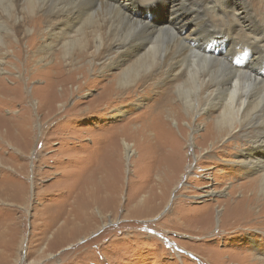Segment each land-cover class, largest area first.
<instances>
[{
	"label": "rangeland",
	"instance_id": "374dc122",
	"mask_svg": "<svg viewBox=\"0 0 264 264\" xmlns=\"http://www.w3.org/2000/svg\"><path fill=\"white\" fill-rule=\"evenodd\" d=\"M75 1L58 3L70 8ZM102 2L178 37L214 16L192 31L187 50L264 86V0ZM16 13L0 17V264H249L240 254L259 253L250 238L264 251V203L246 210L250 182L259 176L252 165L264 161L256 131L264 129L235 131L218 142L205 114L189 121L178 110L172 79L115 91L116 101L106 107L104 88L118 71L93 61L92 45L87 54L75 50L64 57L63 45L76 36L75 20ZM116 21L110 32L123 39L127 27ZM83 24L76 28L90 25ZM34 40L49 43L48 49L26 44ZM156 102L159 126L152 111L150 129L137 136L142 124L134 117ZM124 140L131 145L129 162ZM89 184L93 193L86 198L83 185Z\"/></svg>",
	"mask_w": 264,
	"mask_h": 264
},
{
	"label": "bare ground",
	"instance_id": "6f19581e",
	"mask_svg": "<svg viewBox=\"0 0 264 264\" xmlns=\"http://www.w3.org/2000/svg\"><path fill=\"white\" fill-rule=\"evenodd\" d=\"M59 1L62 0H0V17L20 16L16 13V11H20L23 12L22 16L65 14L69 17L70 20L71 18H73L76 23L74 27L76 36H73L72 39H67L68 41L63 45L64 57H69L75 50H78L79 53L87 54L89 46L92 45L91 47H94V53L88 54L91 59L95 62L97 61L98 63H101L102 61L104 63V66L108 67L109 69H117L118 71V73H115L113 71L114 74H112V78L108 81V86H105L104 88L106 107L112 106V104L116 101L117 98L115 97L117 96V93H114V96H112L113 92L115 91L118 92L132 89L134 88V85L140 83L146 84L149 81L151 82L152 78H163L167 80L172 79L174 80L175 84L174 89L171 93L179 100V104H177L176 106L178 110L181 111L183 109L184 116L186 120L189 121L195 119L197 114H199L198 118L203 117L201 115L205 114V116L211 120V124L207 126L209 128L208 133L212 129V126H215L214 129L216 130L215 134L217 135L216 137L218 139V142L222 141L224 138H231V133L235 131L249 129L251 127L264 129V86L261 85V83H259L255 78L250 77L246 73L239 72L235 74V72L232 71L231 68H228L226 64H224L220 60L214 59V57L208 58L201 53V56L194 54L195 51L193 53L189 52L190 49L185 45L187 43H184L188 41L189 36L192 35V31L202 29L205 24L207 25L208 23L216 20L214 16L208 15L209 12H207L208 16L205 19L193 25V29L190 30L189 34L178 37L176 36V34L174 35V33H172L170 30L168 31L167 29H164L163 26H161L163 28H157L156 26H153V23L152 25L148 26L144 22L129 18L117 7L111 4L109 5L107 3H103L102 0H76L74 2L75 5L71 6L70 8L60 5L58 3ZM240 1L243 3V5H245V0ZM220 5L227 6L228 4L221 1ZM17 7H19V10L16 9ZM183 7L184 4L180 8ZM40 12L42 14H39ZM231 14L230 17L231 19H233L235 15L238 16L240 13L235 12L234 16H231ZM220 16L223 17L224 20L225 17L222 15ZM170 19L172 20V18ZM116 20L119 22V24H123L127 27L123 39H115V34L113 35L110 32L112 31L114 22ZM80 21H83L84 26L85 24H90L89 27L83 28V26H81L77 29L76 27L80 23ZM98 21L102 22V34L98 31L100 29V24ZM233 22H235V19H233ZM232 23L230 25H232ZM88 28L91 30L90 32H87ZM16 32L17 31L15 29V31H13L11 35L14 36V42L18 45L19 40L15 38ZM23 33L24 36H29L28 34H30L28 29L26 28L23 29ZM245 33H243V35L246 38L248 35ZM31 34L34 35V33ZM89 37L90 40H88ZM262 38L264 39V37ZM241 39L243 41L242 37ZM27 42L26 44L29 45V47H36L41 53L49 47V43L44 45L36 42L35 40L33 42ZM20 47H22V45ZM56 76H58V74ZM173 78H175L176 80ZM106 88H111L112 92L107 91ZM158 107V102L153 103L149 108H147L145 112H142L134 117L136 118L137 116H139L137 118L141 120L142 124H140L141 126L139 125L140 128L136 131L137 136H143L144 134H146V131L150 129V124L147 123L146 117L151 114L152 111H154V114L151 115L153 122H155V125L159 126V121L161 120L160 117H162L163 115H161V110L159 111V113L155 112V109ZM210 111H214V113H211ZM168 118L170 121L174 119L173 117ZM200 119L201 121L204 120L203 118ZM256 133L257 136H259L256 140H263L264 142V132L256 131ZM190 142H192V140H190ZM123 145L125 149V158L127 162H129L131 156V145L125 142V140L123 142ZM254 148L258 150L256 146H254ZM240 152L241 151H239V153ZM241 153L240 154L242 158L245 157L247 158V160H249V156H247L244 152ZM257 155L260 156L259 154ZM241 163L245 167L250 165L249 161H241ZM252 166L259 173V176L250 182L251 184L249 190H252L253 194L251 197H249L246 204L247 211L249 205L255 202L264 203V161H262V159H256V163ZM92 186L93 185L90 184L83 185L84 190L82 191L86 198L92 197ZM237 214L242 215V208ZM256 214L257 218L263 216V214L259 211L256 212ZM219 220L217 219V221ZM239 220L241 222L244 221V219L242 221L241 218H239ZM234 224L237 225L236 223ZM227 232H229V230ZM233 238L234 237H232L231 239ZM250 243L252 249L253 247L256 249L258 246L259 253H255L253 250H251L252 253L250 254H240L242 255V260L245 262V259L247 257V259L251 261L249 264H264V259L259 256L260 253L264 255L261 243H258L251 238Z\"/></svg>",
	"mask_w": 264,
	"mask_h": 264
}]
</instances>
